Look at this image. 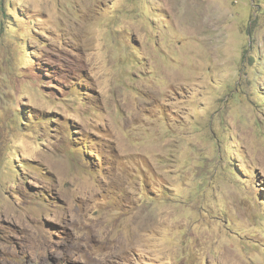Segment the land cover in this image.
Segmentation results:
<instances>
[{
  "label": "rangeland",
  "instance_id": "374dc122",
  "mask_svg": "<svg viewBox=\"0 0 264 264\" xmlns=\"http://www.w3.org/2000/svg\"><path fill=\"white\" fill-rule=\"evenodd\" d=\"M0 264H264V0H0Z\"/></svg>",
  "mask_w": 264,
  "mask_h": 264
}]
</instances>
